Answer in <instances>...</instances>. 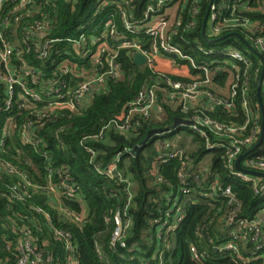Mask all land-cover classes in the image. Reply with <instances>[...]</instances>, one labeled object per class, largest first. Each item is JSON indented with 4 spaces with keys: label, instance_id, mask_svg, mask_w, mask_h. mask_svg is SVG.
I'll return each mask as SVG.
<instances>
[{
    "label": "trees",
    "instance_id": "trees-1",
    "mask_svg": "<svg viewBox=\"0 0 264 264\" xmlns=\"http://www.w3.org/2000/svg\"><path fill=\"white\" fill-rule=\"evenodd\" d=\"M20 2L4 0L0 21L9 18V24H1L0 32L12 45L18 44L12 60L30 90L41 92L46 100L49 97L43 89L49 87V80L61 75L54 74L59 63L69 59L70 67L78 72L94 70L96 66L102 72L110 66L108 55L115 51L119 52L124 77L109 75L103 91L91 93L89 103L79 112L65 108L49 111L47 124L31 130L39 146L24 142L23 126L36 119L38 110H48L47 102L23 97L22 87L15 85L14 107L5 111L8 84L0 79L1 123L9 115L14 117V126L5 138L0 130V140H5L0 146V162L16 165L39 185L46 184L48 168L54 167V180L66 176L82 199L81 203L63 199L52 204L48 196L29 188L28 195L17 200L10 194L20 179L2 171L0 264H17V242L26 235L37 244L38 251L53 258L52 264H71L72 260L76 264H264V249L259 248L252 224L264 208V191L257 193L252 181L234 176L235 169L229 167L227 155L230 140L207 131L209 144L191 125H182L144 143L151 130L170 127L177 118L191 121L198 108L227 126L247 125V135L258 129L256 142L259 141L263 116L257 88L264 66L259 54L264 55V48L257 49L256 42L264 39V0H214L207 39L203 24L211 0H181L167 41L179 46L182 55L164 54L166 58L159 59L161 64L153 67L139 66L133 59L134 49L120 47L139 43L143 49L152 50L154 45H161V39L128 29L122 14L139 21L149 5L156 6L159 0H32L29 6L33 13L38 8L41 12L30 16L26 12L11 13ZM46 13L53 22L50 38L85 33L82 50L98 53L99 60L92 63L91 58L77 54V45L66 40L51 44L47 55L38 57L35 41L27 39L28 28ZM213 13L220 23L236 18L255 26L232 27L216 35L210 23ZM17 15L21 16L18 27L14 21ZM232 33L241 34L255 51ZM233 51H239L244 59L233 58ZM22 63L37 69L38 84L31 81L26 70L19 71ZM205 69L209 70L211 89L218 95L216 103L202 101L190 105L185 112L167 98L164 88L168 80L203 81L207 78ZM153 85L157 86L158 103L149 117L134 113L129 130L121 131L114 125L105 129ZM262 96L264 101V88ZM246 99L248 110L243 106ZM184 129L192 135L191 141L181 137ZM175 135L178 141L171 144ZM215 142L225 147L210 148ZM90 148L96 152L94 156ZM180 149L184 151L182 157H171ZM260 153L264 154V139L251 155ZM208 154L211 160L203 168ZM112 162H116L122 175L120 180L99 172ZM227 187L236 195L232 204L222 195ZM39 207L50 217L38 212ZM70 212L82 213L85 219L78 223ZM118 213H122L124 224L128 220L130 223L122 237L114 240ZM58 231L70 236L71 249ZM233 232L238 235V252L223 250L234 239Z\"/></svg>",
    "mask_w": 264,
    "mask_h": 264
},
{
    "label": "built area",
    "instance_id": "built-area-1",
    "mask_svg": "<svg viewBox=\"0 0 264 264\" xmlns=\"http://www.w3.org/2000/svg\"><path fill=\"white\" fill-rule=\"evenodd\" d=\"M167 4H164L167 2ZM197 1V0H196ZM32 3V0H21V2L15 5L14 10L11 12H26L27 14L33 15L35 13L41 12L42 9L38 8L37 12L33 13L32 6H29ZM181 0H159L156 6L149 5L147 8L144 17L141 20H131L125 13L122 14L125 24L128 29L134 30L136 33L144 31L146 34L150 36H154L156 38L161 39V45H154L152 50H145L141 47L139 43H127L120 48H131L134 49V52H141L143 55L147 57V64L150 67L155 66L159 59L163 60L166 58L164 54H176L182 55L181 49L179 46L170 44L167 41V32L170 30V27L177 21L178 18V8L180 6ZM220 4H224L220 2ZM4 5V0H0V11L2 10ZM29 6V7H28ZM235 8V6H233ZM214 9V7H213ZM10 13V14H11ZM233 16V13H231ZM218 15L213 13L211 16V26L214 34L220 35L226 29L234 28V27H248L249 29H253L255 25H250L248 20H239V19H231L225 20L223 23L217 22ZM15 23H17V27L21 24V16L17 15L14 18ZM111 20L109 21V23ZM9 24V18H6L4 22L0 21L1 24ZM53 29V22L50 18V15L46 13L43 15L40 20H38L33 26L28 28V36L27 39L35 41V50L37 52L38 57H45L47 55V51L50 48L51 44L61 41H70L73 42L77 47L75 51L79 55H84L85 57L91 58L92 63H96L99 59V55L94 54L92 51L82 50L81 41H85V33L78 34L76 37H57L50 38L49 34ZM26 30H24L25 32ZM113 30L112 34H116ZM264 39L259 38L256 42L257 49L263 50ZM18 45V44H17ZM17 45H12L7 38L3 36L0 32V79L8 84V94L9 99L6 102L5 111H10L14 107V97H15V85H20L23 90V97L29 96L35 102H47V109L38 110L36 114L35 120H30L29 124H25L23 126V134H24V142L34 143L39 146V140H34L32 137V128L33 127H43L47 124L50 119L48 112L52 111L55 113L61 109H70L72 112H79L86 104V100H89V95L95 92L103 91L106 85V79L109 75L114 77L123 78L124 75L121 70V62L119 61V52H111L107 60L109 61V68L106 71L99 72L97 66L94 70L88 71H80L78 72L73 67H70L69 59L59 63L54 71V74L59 75L53 80H49V87L43 89V93L48 96V99H43V94L41 92H36L30 90L26 85L27 82L25 78L18 73L12 56L15 54V47ZM233 58L243 60V56L239 51H233L231 53ZM103 69V68H102ZM27 71L31 81L34 84H38V71L33 66H28L25 63H22L19 67V71ZM79 70V68H78ZM207 74V78L203 81H199L198 79L192 80L190 83H185L182 81H172L168 80V87H165V92L167 94V98L172 100L177 105L181 106L183 111H188L190 105H198L202 101H210L216 103L218 100V95L211 89V80L209 78V70L205 69ZM70 73L72 75H70ZM66 77H65V76ZM77 78V79H76ZM157 85V84H156ZM153 85L146 92L142 91L140 95L128 105V110L124 111L119 118L113 119L110 123L105 127L108 128L112 125L120 129L121 131H127L131 128L132 118L134 113H140L145 117H149L153 110L156 108L158 103V94H157V86ZM229 91V88H226ZM245 97H247L248 91H244ZM243 106L248 110V101L244 100ZM48 119V120H47ZM2 118L0 116V130H3V136L6 137L7 133L11 131L14 122V117L9 115L6 121L2 124ZM193 124L191 125L193 131L195 133L203 134L207 139V142L210 144V138L207 134V131L211 133H215L216 135L226 136L230 140V147L227 150V155L229 158V167L234 168L233 174L235 177L242 179L244 181H252L256 192L264 191V178L259 176H253L250 174H246L242 171H239L236 168V161L238 157L249 149H251L257 142L256 140V132L258 129H254L250 135L246 134V126H227L225 123L212 118L207 115L202 109H196L194 115L191 118ZM104 129V130H105ZM260 131V130H259ZM4 139L0 140V146L4 143ZM218 145L225 147L224 145L215 142L211 144L210 148L218 147ZM92 156L96 154L93 149H88ZM37 151L40 149L37 147ZM180 155L182 157L184 155V151L182 149L178 150L176 153L171 154V157H175ZM242 166L248 170H254L259 172H264V154L260 153L256 156L248 155L242 162ZM54 167L48 168V175L46 184H35L33 183V179L27 173L23 172L16 165L7 162H0V175L2 171L8 173L10 175H16L20 182H17L14 186L11 187L10 196L17 199L23 200L26 195H28V189L32 188L42 194L48 196V200L52 204L60 203L61 200L66 199L69 201L82 202L80 193L78 189H76L73 185L68 184L67 177L61 175L58 181L54 180ZM100 173L104 174L108 178H118L122 177L120 174L116 162L110 163V165L104 169L99 170ZM120 180V179H119ZM1 185V183H0ZM9 187V186H8ZM213 189H216L213 187ZM222 195L225 196L229 203H234L236 200V195L232 191L231 187H227L223 189ZM38 212L46 213L42 207L37 208ZM47 214V213H46ZM76 222L81 223L85 219L84 214H77L75 212L69 213ZM126 214V213H124ZM48 215V214H47ZM127 215V214H126ZM48 217H50L48 215ZM115 222L117 227L114 231V240L120 239L122 237V233L125 227H127L130 221H126V224L123 223L122 213H118L115 216ZM252 224L256 229L255 238L259 241V248L264 249V208L259 212L257 218L252 220ZM28 234V233H27ZM59 236L66 238L68 248L71 249L68 240L70 236L65 234L62 231H58ZM231 236L235 239L230 240L223 250L238 252L239 246L236 243L238 239V235L236 232H233ZM17 250H18V261L17 264H52L53 258L49 256H45L43 251H38L37 244L32 240L29 236L21 237L17 242ZM192 252L196 254L197 250L195 247H192ZM197 259L199 256H196ZM71 264H76L75 260L71 261Z\"/></svg>",
    "mask_w": 264,
    "mask_h": 264
},
{
    "label": "water",
    "instance_id": "water-1",
    "mask_svg": "<svg viewBox=\"0 0 264 264\" xmlns=\"http://www.w3.org/2000/svg\"><path fill=\"white\" fill-rule=\"evenodd\" d=\"M214 0H211V4L209 6V9L206 13V16H205V20H204V24H203V36L207 39V35H206V27H207V23H208V18H209V14H210V11H211V7H212V4H213ZM231 35H236L238 36L249 48H251L253 51H255L253 49V47L245 40V38L239 34V33H232ZM259 54V53H258ZM260 58L263 60V63H264V55L263 54H259ZM133 59L135 61V63H137L139 66H144L147 64V57L145 55H143L141 52H134L133 53ZM263 80H264V66H263V71H262V74H261V77L259 79V82H258V88H257V96H258V99H259V103H260V107H261V111H262V132H261V136H260V139L259 141L251 148L249 149L247 152H245L244 154L240 155L236 161V168L239 170V171H242L246 174H250V175H253V176H259V177H263L264 178V172H259V171H254V170H248V169H245L243 166H242V162L243 160L248 156L250 155L251 153H253L263 142V139H264V101H263V96H262V88H263ZM89 100L87 99L86 100V103H88ZM193 122L190 121V120H187V119H182V118H177L175 120V123L170 126V127H167L165 129H153L149 132L146 140L144 141V143H148L150 140H152L154 137L156 136H160V135H163V134H166V133H169L171 131H174L176 129H178L179 127H181L182 125H186V126H189V125H192ZM138 149V147H136L135 149H133V153L136 152V150Z\"/></svg>",
    "mask_w": 264,
    "mask_h": 264
},
{
    "label": "rangeland",
    "instance_id": "rangeland-1",
    "mask_svg": "<svg viewBox=\"0 0 264 264\" xmlns=\"http://www.w3.org/2000/svg\"><path fill=\"white\" fill-rule=\"evenodd\" d=\"M165 68H167V67H164V69ZM263 88H264V85H263ZM180 135H181V137L182 138H185L187 141H191V134L188 132V130H181V132H180ZM179 135V136H180ZM178 136L177 135H175L173 138H172V140L170 141V143L171 144H174V143H176V141H178ZM210 160H211V154H208L207 156H206V159L204 160V162L202 163V167L203 168H205L206 167V165L210 162Z\"/></svg>",
    "mask_w": 264,
    "mask_h": 264
},
{
    "label": "crops",
    "instance_id": "crops-1",
    "mask_svg": "<svg viewBox=\"0 0 264 264\" xmlns=\"http://www.w3.org/2000/svg\"><path fill=\"white\" fill-rule=\"evenodd\" d=\"M162 61H163V59H162ZM160 62H161V60H158V63H159V64H161Z\"/></svg>",
    "mask_w": 264,
    "mask_h": 264
}]
</instances>
